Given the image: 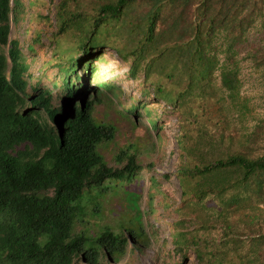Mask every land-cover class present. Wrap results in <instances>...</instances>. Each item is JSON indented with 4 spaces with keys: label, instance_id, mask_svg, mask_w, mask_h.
<instances>
[{
    "label": "trees",
    "instance_id": "obj_1",
    "mask_svg": "<svg viewBox=\"0 0 264 264\" xmlns=\"http://www.w3.org/2000/svg\"><path fill=\"white\" fill-rule=\"evenodd\" d=\"M11 3L0 0V264L115 262L153 240L128 208L124 225L99 223L109 192L135 187L138 200L154 166L127 145L109 164L112 112L144 117L155 138L161 116L176 115L180 198L169 237L177 254L193 253L196 264H264V153L256 149L264 117L251 116L240 95L237 55L257 32L263 41L244 58L264 68V0H57L51 55L36 75L10 36ZM107 51L127 69L100 72ZM117 76L136 82L140 100L131 95L125 106ZM159 176L167 175L147 177L149 214Z\"/></svg>",
    "mask_w": 264,
    "mask_h": 264
},
{
    "label": "rangeland",
    "instance_id": "obj_2",
    "mask_svg": "<svg viewBox=\"0 0 264 264\" xmlns=\"http://www.w3.org/2000/svg\"><path fill=\"white\" fill-rule=\"evenodd\" d=\"M56 3L57 0H12L11 3L10 20L12 26L10 36L16 37L22 43L23 51L28 56L26 61L29 63V69L32 70L34 75L44 66L43 63L51 55V39L49 41L46 36L56 29L54 18ZM37 36L41 37L42 40L36 39L35 53L31 54L27 50V44L33 42V38H37ZM262 41L261 35L252 31L248 34L246 40L237 47V55L240 59V95L247 98V102L251 106L249 114L255 118L264 117V68L253 67L249 59L244 58V55L247 51L258 47ZM74 50H76L75 43L73 47V53L75 54ZM103 57L104 59L99 60L97 65L100 72L108 73L107 76L127 69V65L120 61L114 52L107 51ZM111 70L113 72L109 73ZM113 81L114 85L122 89L121 91L127 95L125 106L133 103L128 99L131 95L140 100L136 82L125 81L122 76H117ZM41 84H45L48 89L51 88L48 81L41 80ZM149 99L154 110L163 115L164 105L153 102V97ZM109 118L116 128L114 144L110 143L109 149H106L109 164H115V161L110 159L112 151L127 145L130 150H135L136 159L142 162L153 161L154 166L153 170L145 174L142 193L138 200L134 198L135 193H137L135 187H132L133 190L113 189L109 192L110 194L106 197V199L109 198L108 205L103 204L101 209L104 210V216L99 220V223L124 225L125 210L128 208L138 212L140 219L146 226L145 229L148 231L153 230L154 238L141 250L134 252L133 255L129 256L125 253L115 262L106 261L102 264H196L193 253L188 252L184 258L177 254L170 244L169 237V222L173 221L175 217L172 209L180 198V187L173 174L178 164L175 137L178 135L179 127L176 115L167 112L161 116L163 127L160 131V138H155L154 131L147 128L144 117L124 119L112 112ZM253 123L254 120L251 118L246 121L249 128ZM256 149L259 153H264V141L256 144ZM159 173L167 176H159V191L161 194L153 193L155 195V211L153 214H149L150 202L147 200L149 197L147 195L149 181L147 177L150 174L159 175ZM114 193L119 194L116 195L117 197H111L115 196ZM135 202L139 209H137Z\"/></svg>",
    "mask_w": 264,
    "mask_h": 264
},
{
    "label": "clouds",
    "instance_id": "obj_3",
    "mask_svg": "<svg viewBox=\"0 0 264 264\" xmlns=\"http://www.w3.org/2000/svg\"><path fill=\"white\" fill-rule=\"evenodd\" d=\"M11 26H12V23H11ZM11 28V27H10ZM41 40H42V38H41Z\"/></svg>",
    "mask_w": 264,
    "mask_h": 264
}]
</instances>
